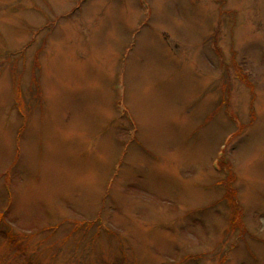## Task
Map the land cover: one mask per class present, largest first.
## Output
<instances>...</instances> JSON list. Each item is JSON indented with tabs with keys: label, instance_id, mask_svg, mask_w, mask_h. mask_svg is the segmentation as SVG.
Listing matches in <instances>:
<instances>
[{
	"label": "rangeland",
	"instance_id": "1",
	"mask_svg": "<svg viewBox=\"0 0 264 264\" xmlns=\"http://www.w3.org/2000/svg\"><path fill=\"white\" fill-rule=\"evenodd\" d=\"M0 264H264V0H0Z\"/></svg>",
	"mask_w": 264,
	"mask_h": 264
}]
</instances>
